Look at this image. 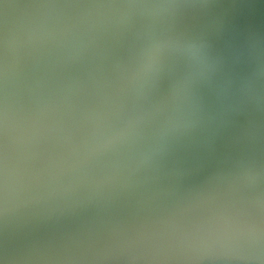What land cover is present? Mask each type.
<instances>
[{
	"label": "water",
	"instance_id": "95a60500",
	"mask_svg": "<svg viewBox=\"0 0 264 264\" xmlns=\"http://www.w3.org/2000/svg\"><path fill=\"white\" fill-rule=\"evenodd\" d=\"M0 264H264V0H0Z\"/></svg>",
	"mask_w": 264,
	"mask_h": 264
},
{
	"label": "flooded vegetation",
	"instance_id": "af4514ba",
	"mask_svg": "<svg viewBox=\"0 0 264 264\" xmlns=\"http://www.w3.org/2000/svg\"><path fill=\"white\" fill-rule=\"evenodd\" d=\"M241 6H242V1H240V2L237 3V7L238 8H241Z\"/></svg>",
	"mask_w": 264,
	"mask_h": 264
}]
</instances>
